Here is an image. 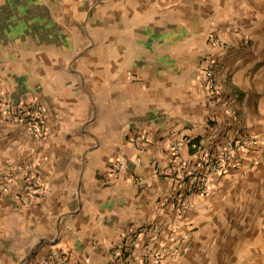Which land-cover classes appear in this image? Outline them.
Wrapping results in <instances>:
<instances>
[{
  "label": "crops",
  "instance_id": "1",
  "mask_svg": "<svg viewBox=\"0 0 264 264\" xmlns=\"http://www.w3.org/2000/svg\"><path fill=\"white\" fill-rule=\"evenodd\" d=\"M211 53L263 143L179 213L154 168L175 136L199 151L224 141L226 102L212 105L203 77ZM2 97L43 103L50 133L0 120V264H40L52 248L113 264L124 236L159 222L136 258L163 247L164 264H264V0H0ZM26 172L44 184L33 198H21Z\"/></svg>",
  "mask_w": 264,
  "mask_h": 264
},
{
  "label": "built area",
  "instance_id": "2",
  "mask_svg": "<svg viewBox=\"0 0 264 264\" xmlns=\"http://www.w3.org/2000/svg\"><path fill=\"white\" fill-rule=\"evenodd\" d=\"M210 38L212 44L221 45L223 43L222 37L216 32H212ZM218 64L214 53L209 54L203 67V77L212 105H221L223 100L226 102L227 124L223 131V143L209 150L199 151L201 143L198 138L187 141L180 136H175L168 143L169 160L165 165H157L154 168L156 174L169 177L175 183V195L172 198L163 199L162 204L171 205L179 213H182L190 205V195L208 193L214 178L226 174L232 168L241 166L263 143L261 134L250 132L243 125L238 108L220 86L217 74ZM0 120L5 123H21L29 134L38 140H45L50 133L46 108L36 99L11 102L2 97L0 99ZM141 139H143L141 134L135 136V140ZM186 143L190 153L198 158L197 162H193V159L185 156L183 148ZM118 166L122 167L123 161H120ZM24 190L25 193L21 198H33L44 190V184L38 174L25 173ZM1 191L2 188H0V193ZM164 225V222L147 224L124 236L118 245L113 264H164L163 247L153 250L142 260L134 255L139 235L150 233L156 239L164 229ZM170 238L173 243L176 242L173 234ZM163 246L166 245L163 244ZM40 264H90V260L88 258L73 260L66 249L52 248L48 256L40 261Z\"/></svg>",
  "mask_w": 264,
  "mask_h": 264
},
{
  "label": "trees",
  "instance_id": "3",
  "mask_svg": "<svg viewBox=\"0 0 264 264\" xmlns=\"http://www.w3.org/2000/svg\"><path fill=\"white\" fill-rule=\"evenodd\" d=\"M191 151H193V150L191 149Z\"/></svg>",
  "mask_w": 264,
  "mask_h": 264
}]
</instances>
